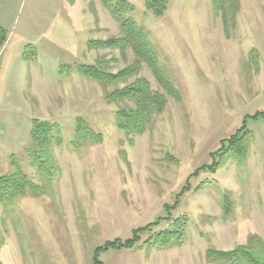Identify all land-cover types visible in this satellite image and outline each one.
Returning <instances> with one entry per match:
<instances>
[{
  "label": "rangeland",
  "instance_id": "374dc122",
  "mask_svg": "<svg viewBox=\"0 0 264 264\" xmlns=\"http://www.w3.org/2000/svg\"><path fill=\"white\" fill-rule=\"evenodd\" d=\"M75 1L73 31L62 30L61 37L77 52L80 43L78 54L61 49L62 42L54 59L44 52L31 56L26 64L36 70L26 71L27 84L1 95L0 175L18 165L39 182L26 154L32 119L57 124L62 144L54 147L58 170L46 192L0 204V264H92L94 247L128 238L134 228L156 219L158 226H150L136 246L100 252L99 259L104 264H228L208 259L207 250H230L253 235L264 239V117H249L264 112V0H238L227 29L211 0H169L163 17L147 12L144 0H128L135 11L125 12L126 18L147 31L178 94L168 93L141 61L137 76L161 92L166 105L153 127L131 137L115 123L123 103L104 97L112 85L81 75L77 66L102 61L114 72L136 56L130 47L122 53L89 44L121 37L120 23L101 0ZM32 2L0 0L5 8L15 7L17 26ZM245 116L243 132L249 136L246 132L241 154L229 152L214 172L200 170L188 178L210 163L209 152L240 128ZM77 117L101 133L100 142L75 140ZM184 185L188 189L177 198ZM225 197L231 204L227 215ZM175 201L179 204L172 208ZM184 216L188 224L181 244L141 243Z\"/></svg>",
  "mask_w": 264,
  "mask_h": 264
},
{
  "label": "trees",
  "instance_id": "16d2710c",
  "mask_svg": "<svg viewBox=\"0 0 264 264\" xmlns=\"http://www.w3.org/2000/svg\"><path fill=\"white\" fill-rule=\"evenodd\" d=\"M216 12L221 14L228 27L227 16L229 21L233 22L234 13L238 8V0H211ZM102 4L108 8L111 14L119 21L122 35L121 37H110L103 40L93 41L100 48H110L119 50L123 53L127 47H130L136 59L130 65L117 71H106V63L97 61L95 64H78V72L87 78L93 79L98 83L112 88L105 91V99L108 103H123L115 111V123L126 137L142 135L146 130L154 125L155 118L163 112L166 99L158 90L152 89L149 81L137 74L141 67V61H144L151 68L156 79L166 91L175 97L178 94L169 82V77L165 65H163L158 56L157 50L151 42L147 31L138 25L131 16H125V12L135 11L134 5L128 0H101ZM169 0H144V6L147 12L154 17H163L167 10ZM227 8V10H226ZM7 38V31L0 26V48ZM32 53V54H30ZM36 49L32 45H27L24 51V59L36 57ZM132 78L131 81H129ZM129 81V82H127ZM119 83L124 85L119 86ZM177 94V95H176ZM264 117V112L259 111L249 116L252 118ZM248 116L242 120L238 128L230 136L220 140V146L209 152L210 163L197 167L190 176L196 175L200 170H210L212 172L225 161L229 152L241 154L242 148L246 145V137L243 132L246 129L245 121ZM249 136V132L247 134ZM73 137L75 140L83 139L90 143L101 141V133L95 132L86 122L85 119L77 117L75 120ZM30 141L26 147V154L30 166H32L38 175L39 182H35L23 170L16 165L12 172L0 175V204L4 206L13 205L21 197L32 195L39 196L47 191V186L53 184L54 175L57 174V161L53 155L55 146L62 144L60 128L57 124L40 119H32L30 130ZM199 186L195 187V189ZM187 185L177 193L176 197L180 198ZM223 213L229 214L231 207L227 197L224 198ZM179 204L175 201L172 208ZM167 208V204H164ZM160 218V217H158ZM157 220V219H156ZM148 223L144 226L134 228L131 236L125 239L114 238L107 240L103 244L94 247L91 262L92 264H103L99 259L100 252L109 249L132 248L141 241V236L150 226H158V220ZM170 228L161 229L154 234H148L141 243L156 248H165L173 244L183 242V234L188 224L187 217L181 219L174 218L171 220ZM4 243V238L0 234V248ZM208 259L212 261H224L228 264H264V239L256 235L251 236L246 244H240L230 250L208 249L206 252Z\"/></svg>",
  "mask_w": 264,
  "mask_h": 264
},
{
  "label": "crops",
  "instance_id": "0c3cea01",
  "mask_svg": "<svg viewBox=\"0 0 264 264\" xmlns=\"http://www.w3.org/2000/svg\"><path fill=\"white\" fill-rule=\"evenodd\" d=\"M75 4H77L75 0H33L25 12L23 22L18 26L15 7L12 8L11 5L5 8L0 4V26L7 31V38L0 48V97L10 93L13 87H24L27 84L25 81L27 70L34 74L35 67L27 65L23 58L27 45L34 46L36 53L44 52L49 58H55L57 45L62 42L65 44L67 41L66 39L62 40L61 31H73V29H69L71 27L69 20L72 12L77 13ZM91 6L93 7L92 3L89 4V7ZM67 14L70 15V18H67ZM51 34H54V38H50ZM57 39H59L58 42ZM45 45L49 46L48 50H45ZM79 46L80 43L77 47L78 52ZM60 48L73 51V56L78 54L72 42L62 45ZM0 101H3L2 97Z\"/></svg>",
  "mask_w": 264,
  "mask_h": 264
}]
</instances>
